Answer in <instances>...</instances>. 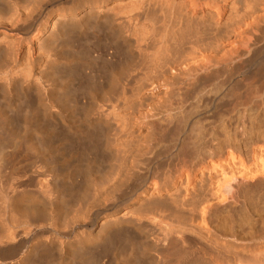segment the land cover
Returning <instances> with one entry per match:
<instances>
[{"label": "bare ground", "instance_id": "bare-ground-1", "mask_svg": "<svg viewBox=\"0 0 264 264\" xmlns=\"http://www.w3.org/2000/svg\"><path fill=\"white\" fill-rule=\"evenodd\" d=\"M0 264H264V0H0Z\"/></svg>", "mask_w": 264, "mask_h": 264}, {"label": "rangeland", "instance_id": "rangeland-1", "mask_svg": "<svg viewBox=\"0 0 264 264\" xmlns=\"http://www.w3.org/2000/svg\"><path fill=\"white\" fill-rule=\"evenodd\" d=\"M68 46H69V45H68ZM80 47H81V46H80ZM80 47H79V48H80ZM93 47H94V49H95V46H93ZM93 47H91V50L93 49ZM73 49H74V48L72 47V48H71L72 51H75V50H76V49H74V50H73ZM80 49H83V47H81ZM94 49H93V50H94ZM97 49H98V48H97ZM97 49H96V50H97ZM88 51H90V50H88ZM72 53H73V52H72ZM91 53H93V52H91ZM91 53H90V54H91ZM97 53H98V52H97ZM88 54H89V53H88ZM93 54L96 55V52H94ZM93 54L91 55V58H92V56H93V58H94V55H93ZM89 56H90V55H89ZM98 67L101 68L99 65L96 66L95 68H98ZM96 70H97V69H96ZM98 71H99V70H98ZM98 71H96V72H98Z\"/></svg>", "mask_w": 264, "mask_h": 264}]
</instances>
